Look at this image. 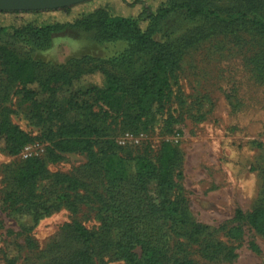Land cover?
<instances>
[{
    "label": "rangeland",
    "instance_id": "374dc122",
    "mask_svg": "<svg viewBox=\"0 0 264 264\" xmlns=\"http://www.w3.org/2000/svg\"><path fill=\"white\" fill-rule=\"evenodd\" d=\"M209 3L217 13L234 14L243 9L264 18L263 0ZM125 9L132 16L141 6L129 5ZM117 10L121 12L123 8L118 6ZM214 22L186 25L175 17L170 21V35L172 31L174 34L167 39L179 53V67L172 76V99L151 131L129 132L130 138H125L128 132L120 131L110 121L104 126L111 129L117 141L115 150L126 157L139 155L157 162L162 143L177 146L180 191L194 221L206 227L199 242L191 247L197 264H262L264 236L246 220H235V213L241 209L247 215L264 207V34L249 31L237 19L230 27ZM3 42L19 55L43 62L41 78L50 67L71 73L98 65L127 78L133 74L126 61H112L125 55L127 42H102L94 32L83 29L54 35L52 46L44 50H33L11 32L3 35ZM140 65L137 57L135 67ZM103 80L96 73L86 76L83 82L100 85ZM0 100V112L8 111L13 124L36 138L18 155L0 148V264L66 262L83 248L73 230L76 222L91 231L100 230L99 198L105 194L103 170L89 165L86 153L57 151L61 155L58 159L49 155L52 142L48 136L55 137L49 129L55 130V126L42 124L32 116L20 86L9 81L3 66ZM32 157L41 158L48 172L37 183L39 193L43 188L46 192L53 183L58 192L67 191L69 182L59 183V174L78 180L81 186L76 191L70 188L78 198L76 209L60 206L44 215L32 230H26L23 224L27 218L14 215L10 203L3 201L16 187L19 167ZM236 225L244 229L238 240L228 235L229 228ZM112 238L109 235L105 243ZM204 249L205 256L201 254ZM9 258L14 262L10 263ZM93 264L126 262L116 255L114 247L97 244Z\"/></svg>",
    "mask_w": 264,
    "mask_h": 264
},
{
    "label": "trees",
    "instance_id": "16d2710c",
    "mask_svg": "<svg viewBox=\"0 0 264 264\" xmlns=\"http://www.w3.org/2000/svg\"><path fill=\"white\" fill-rule=\"evenodd\" d=\"M209 1L89 0L51 10H0V66L9 81L20 86L32 116L42 124L55 126V130L49 129L55 137L47 134L52 142L49 155L58 159L61 155L57 151L86 153L89 165L103 170L105 194L99 198L100 230L97 233L76 222L73 230L83 248L66 262L47 264H93L97 244L114 247L116 255L126 264H197L191 256V247L199 242L206 227L194 221L180 191L176 173L180 167L179 149L171 143H162L157 162L139 155L126 157L115 150L117 141L104 124L110 121L122 132H148L158 116L166 112L173 95L172 76L180 58L167 39L174 34L172 31L170 35V21L174 17L186 25L215 21L229 26L237 19L249 31L264 34L263 17L243 9L234 14L217 13ZM138 4L140 11L128 16L125 8ZM118 6L123 11H118ZM68 29L94 32L95 38L102 42H127L125 55L112 61L113 64L126 61L133 74L127 78L96 65L71 73L50 67L41 78L43 62L23 57L3 42V35L11 32L33 50H44L52 46L54 35ZM137 57L141 65L136 68ZM96 73L103 77L102 84L83 82L86 76ZM73 113L79 117L74 118ZM35 139L11 122L8 111L0 112V148L18 155ZM47 174L41 158L28 159L18 169L15 189L3 201L10 203L14 215L27 218L23 224L26 230H32L44 215L60 206L76 209L78 198L70 188L76 191L81 183L59 174V183L69 182L67 191L58 192L53 183L46 192L43 193V188L39 193L37 183ZM235 220H246L264 236V207L247 215L237 209ZM109 235L113 238L106 244ZM228 235L241 239L244 229L233 226ZM8 260L14 262L13 258Z\"/></svg>",
    "mask_w": 264,
    "mask_h": 264
},
{
    "label": "water",
    "instance_id": "95a60500",
    "mask_svg": "<svg viewBox=\"0 0 264 264\" xmlns=\"http://www.w3.org/2000/svg\"><path fill=\"white\" fill-rule=\"evenodd\" d=\"M89 0H0V10H51L73 6Z\"/></svg>",
    "mask_w": 264,
    "mask_h": 264
},
{
    "label": "built area",
    "instance_id": "2783aa9c",
    "mask_svg": "<svg viewBox=\"0 0 264 264\" xmlns=\"http://www.w3.org/2000/svg\"><path fill=\"white\" fill-rule=\"evenodd\" d=\"M124 136H125V138H130L131 135H130V133H125ZM123 142H126V139H124Z\"/></svg>",
    "mask_w": 264,
    "mask_h": 264
}]
</instances>
